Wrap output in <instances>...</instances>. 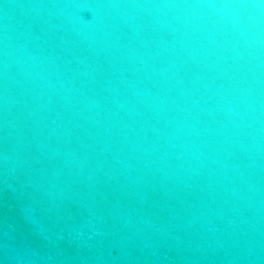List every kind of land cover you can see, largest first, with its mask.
Segmentation results:
<instances>
[{
    "label": "water",
    "instance_id": "1",
    "mask_svg": "<svg viewBox=\"0 0 264 264\" xmlns=\"http://www.w3.org/2000/svg\"><path fill=\"white\" fill-rule=\"evenodd\" d=\"M0 264H264V0H0Z\"/></svg>",
    "mask_w": 264,
    "mask_h": 264
}]
</instances>
